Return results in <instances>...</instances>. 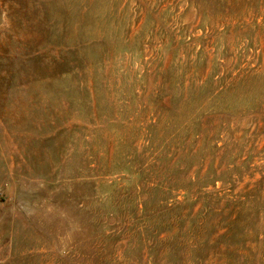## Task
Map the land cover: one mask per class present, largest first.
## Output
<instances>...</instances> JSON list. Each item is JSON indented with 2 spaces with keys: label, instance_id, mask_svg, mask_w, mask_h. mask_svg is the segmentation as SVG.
I'll return each mask as SVG.
<instances>
[{
  "label": "rangeland",
  "instance_id": "1",
  "mask_svg": "<svg viewBox=\"0 0 264 264\" xmlns=\"http://www.w3.org/2000/svg\"><path fill=\"white\" fill-rule=\"evenodd\" d=\"M259 188L264 0H0V264H154L133 216L157 231L162 199L201 190L250 216ZM255 226L249 251L187 247L175 264H264V210Z\"/></svg>",
  "mask_w": 264,
  "mask_h": 264
},
{
  "label": "trees",
  "instance_id": "2",
  "mask_svg": "<svg viewBox=\"0 0 264 264\" xmlns=\"http://www.w3.org/2000/svg\"><path fill=\"white\" fill-rule=\"evenodd\" d=\"M191 67L192 66H189L187 71L178 78V87L175 89L181 90L182 93H184L183 91L188 87L184 86V76H193V71L190 72ZM202 68L205 67L203 66ZM202 68L200 69L201 72L204 70ZM167 79L160 83L156 93H153L155 96L154 102L164 110H168L165 107V103L169 100V98H167L168 94L165 93L170 89V81ZM237 80L238 76H228V86L235 89L241 84L247 83V76L241 79L239 85L235 83ZM203 84L204 81L198 83L195 88H199ZM181 98H183V105L195 104V97L192 95L185 94V96ZM197 124L200 127L204 125V123L200 121H198ZM186 137L187 136L183 138V143H188L189 138L186 140ZM177 149L178 148H176V150ZM200 170L201 168L197 170L198 175L200 174ZM154 185L162 189V191L168 190V192L180 189V187H174L179 185H172L173 187L163 186L159 183H155ZM253 190H250V192H253V194L250 195V201L254 202L256 213H252L250 216L243 214L241 202L236 199H225V201H221L223 198H213L212 196L216 193L215 196H218V190H215V194L213 195L208 194L204 199L201 197L204 192L202 190L197 191L199 196L189 207L185 205L181 206V202L176 200L168 202L170 199L164 198L159 204L162 208L157 211L156 214H151V211L147 212L146 209H144L142 213L147 212L151 214L159 229L155 231L151 229L150 226H147V224L141 223H138L139 227H137L134 222L141 219V217H136V215L132 217V223L129 224L128 234L131 233L136 236L139 260H142L144 254H148L149 258L153 256L154 264H158L164 260L169 264H175L176 262L180 263L181 254L187 247L194 248L198 251L203 249L208 250L211 247H219L231 253L238 250L237 247L241 245L239 250H251V245L258 243L259 235L258 231L255 230V225L257 221H259L260 210H264V198L261 197L262 189ZM162 203L165 205L162 206ZM144 215L146 218L149 217L147 214ZM254 226L255 228H253ZM147 228H150V235L145 234ZM101 252V248H98V256L102 254Z\"/></svg>",
  "mask_w": 264,
  "mask_h": 264
}]
</instances>
